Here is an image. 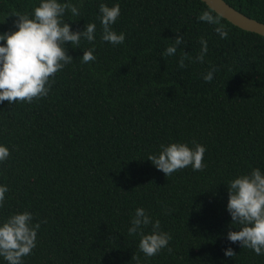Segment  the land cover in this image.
Masks as SVG:
<instances>
[{
  "label": "trees",
  "instance_id": "obj_1",
  "mask_svg": "<svg viewBox=\"0 0 264 264\" xmlns=\"http://www.w3.org/2000/svg\"><path fill=\"white\" fill-rule=\"evenodd\" d=\"M224 1L264 23V0ZM71 2L80 15L62 19L72 31L95 23L94 43H66L73 61L46 98L0 103V146L10 152L0 163V186L9 189L0 226L25 211L33 224L47 221L23 264H264V255L227 239L241 227L227 211L229 182L264 173V37L221 18L228 30L221 39L216 25L198 21L203 11L217 15L200 0ZM40 3L0 0V34L18 31L11 15H31ZM101 3L119 4L112 30L125 34L123 44L102 41ZM177 35L184 44L164 56ZM201 37L203 63L195 59ZM93 48L96 60L82 63ZM193 142L206 148L203 171L189 166L166 177L147 160L161 145ZM137 208L171 235V253L139 251L140 236L128 234Z\"/></svg>",
  "mask_w": 264,
  "mask_h": 264
},
{
  "label": "clouds",
  "instance_id": "obj_2",
  "mask_svg": "<svg viewBox=\"0 0 264 264\" xmlns=\"http://www.w3.org/2000/svg\"><path fill=\"white\" fill-rule=\"evenodd\" d=\"M83 0H80L82 6ZM72 16L80 15V8L71 0L61 3L59 0H41L29 14L13 13L17 19L14 27L18 31L0 34V103L7 101L9 105L21 102L32 103L33 100L46 98L51 89L54 77L73 58L67 54L66 43L71 42L79 47L81 39L89 43L95 41L96 24L85 25L84 31H72L70 25L62 19L65 13ZM100 22L102 27V41L112 45L125 42V34H117L112 30L120 16V6L116 4L108 7L99 5ZM211 25H216L215 32L221 39H227L228 30L221 23L219 15L213 16L211 11H203L197 17ZM184 44V37L177 35L174 43L167 47L164 56H173L177 47ZM201 50L196 61L203 63L208 52L207 41L201 37ZM95 49L84 51L82 63L94 62ZM184 53L178 61L179 67H185ZM215 67L203 76L206 83L214 78ZM190 148L184 143H171L161 145L158 154H150L147 158L157 170L166 177L174 172L191 166L193 171H203L206 148L193 142ZM10 156L9 149L0 146V163L6 162ZM9 191L7 186H0V207H3L5 194ZM227 211L231 216L232 225H240L237 231H229L227 239L231 243L239 242L242 248H248L256 255H264V173L259 168L253 169L249 174L241 175L229 182ZM41 223L33 224V215L25 211L11 215L0 226V257L7 264H23V258L32 254L36 248L37 234ZM128 234L139 235V251L146 257H154L163 249L168 248L172 237L169 233L160 231V221L153 222L144 208H137L130 221ZM151 225V233L145 234L143 229ZM169 253L172 249L168 248ZM226 257H233L232 248L224 251ZM133 259H138L136 255Z\"/></svg>",
  "mask_w": 264,
  "mask_h": 264
},
{
  "label": "water",
  "instance_id": "obj_3",
  "mask_svg": "<svg viewBox=\"0 0 264 264\" xmlns=\"http://www.w3.org/2000/svg\"><path fill=\"white\" fill-rule=\"evenodd\" d=\"M215 14L225 19L230 24L249 32L264 37V23L244 15L231 7L224 0H200Z\"/></svg>",
  "mask_w": 264,
  "mask_h": 264
}]
</instances>
